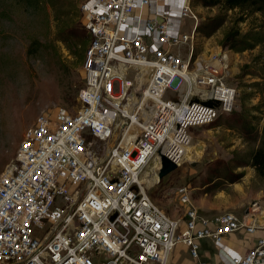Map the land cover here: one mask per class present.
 <instances>
[{
  "label": "built area",
  "instance_id": "built-area-1",
  "mask_svg": "<svg viewBox=\"0 0 264 264\" xmlns=\"http://www.w3.org/2000/svg\"><path fill=\"white\" fill-rule=\"evenodd\" d=\"M182 3L178 16L193 20L190 32L170 31L166 2L159 0L80 4L88 38L80 106L55 119L37 116L18 145L16 164L2 172L0 264H169L179 244L193 264H264L257 203L240 217L225 211L205 218L181 186L186 209L174 218L142 181L152 159L155 183L161 156L181 166L191 129L231 113L238 94L230 83L234 53L220 44L196 51L197 17L188 0ZM99 143L109 144L106 151L99 153ZM258 230L243 254L220 262L200 256L202 239L221 246L228 235Z\"/></svg>",
  "mask_w": 264,
  "mask_h": 264
},
{
  "label": "rangeland",
  "instance_id": "rangeland-1",
  "mask_svg": "<svg viewBox=\"0 0 264 264\" xmlns=\"http://www.w3.org/2000/svg\"><path fill=\"white\" fill-rule=\"evenodd\" d=\"M84 1L0 0V176L8 165L16 164L18 145L37 116L55 119L79 109L78 92L83 85L82 64L88 44L81 23L80 4ZM189 2L197 24L219 11L218 7L205 8L193 0ZM172 12L182 24L180 32H190L193 20L189 16L178 18L174 9ZM227 14L225 23L209 37L196 32V51L206 52L220 44L232 25V12ZM240 26L246 29L248 25ZM82 34L86 41L81 43ZM258 48L233 52L236 76L230 78V83L238 90L233 111L210 124L192 128L191 158L158 178L157 183L144 185L150 198L170 216H184L186 204L180 202L177 191L181 186L187 188L190 204L203 217L225 211L240 217L256 203L264 210V178L251 166H234L258 146L264 131V79L241 73L244 64L252 63ZM255 82H260L259 86L252 85ZM112 142L111 139L110 146ZM96 145L93 144L97 149ZM108 146L99 143V153ZM145 170L146 167L142 174ZM44 225V230L50 228V223Z\"/></svg>",
  "mask_w": 264,
  "mask_h": 264
},
{
  "label": "trees",
  "instance_id": "trees-1",
  "mask_svg": "<svg viewBox=\"0 0 264 264\" xmlns=\"http://www.w3.org/2000/svg\"><path fill=\"white\" fill-rule=\"evenodd\" d=\"M195 5L205 8L218 7L219 11L213 16L206 17L197 24L196 32L209 37L218 30L232 12V25L224 32L220 44L232 52L252 51L258 48V54L251 64H244L241 68L243 75L253 74L264 79V0H193ZM246 23L242 29L240 24ZM66 29V28H65ZM81 43L86 41L82 34ZM253 64V65H252ZM251 66L256 72L251 71ZM260 73V74H259ZM260 82L252 85L259 86ZM251 166L258 176L264 178V131L259 138L258 146L244 154L234 166ZM235 179H230L233 182Z\"/></svg>",
  "mask_w": 264,
  "mask_h": 264
},
{
  "label": "crops",
  "instance_id": "crops-1",
  "mask_svg": "<svg viewBox=\"0 0 264 264\" xmlns=\"http://www.w3.org/2000/svg\"><path fill=\"white\" fill-rule=\"evenodd\" d=\"M181 4L182 0H171L164 6L170 14L168 23L169 29L173 33L180 32L182 28L180 20H176L172 12V9H174V14L178 16ZM260 234H262L261 230L256 231L255 235L231 234L226 236L221 246H217L211 239H202L200 241V256L209 262H220L234 254H243L253 244L254 237ZM169 264H193V260L184 244L177 245L170 253Z\"/></svg>",
  "mask_w": 264,
  "mask_h": 264
},
{
  "label": "bare ground",
  "instance_id": "bare-ground-1",
  "mask_svg": "<svg viewBox=\"0 0 264 264\" xmlns=\"http://www.w3.org/2000/svg\"><path fill=\"white\" fill-rule=\"evenodd\" d=\"M140 96L141 95L139 93H136L135 94V99L136 100L139 99ZM190 146H191V144L188 146L187 151H186V154H185L186 155V161H188L191 158V156H192L193 147L190 148ZM196 149L199 150L198 147H196ZM157 165H158V161L156 159H152L147 164L146 170L144 171V174H142V181L145 182V184H147V186H151L153 183L156 182L155 169H156ZM258 210L260 211V213L262 214V216H264V210L263 209H260V208ZM261 222H263V218H262Z\"/></svg>",
  "mask_w": 264,
  "mask_h": 264
},
{
  "label": "water",
  "instance_id": "water-1",
  "mask_svg": "<svg viewBox=\"0 0 264 264\" xmlns=\"http://www.w3.org/2000/svg\"><path fill=\"white\" fill-rule=\"evenodd\" d=\"M161 168L158 172L159 179L162 178L165 174L176 168V165L171 162L168 158L165 156H161Z\"/></svg>",
  "mask_w": 264,
  "mask_h": 264
}]
</instances>
